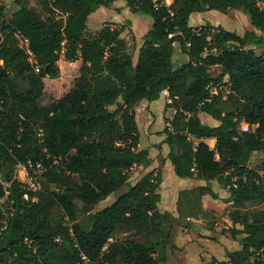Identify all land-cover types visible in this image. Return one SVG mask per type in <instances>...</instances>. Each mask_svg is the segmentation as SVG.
I'll return each mask as SVG.
<instances>
[{
    "label": "trees",
    "instance_id": "16d2710c",
    "mask_svg": "<svg viewBox=\"0 0 264 264\" xmlns=\"http://www.w3.org/2000/svg\"><path fill=\"white\" fill-rule=\"evenodd\" d=\"M36 1L39 9L14 0L8 20L0 2V264L164 259L176 219L157 207L160 171L129 182L134 165L151 161L138 147L135 107L157 99L163 88L175 108L163 129L175 174L216 179L231 201L233 225L224 231L241 247L228 250L226 261L206 264H264V0H171L158 8L149 0H124L132 12L152 18L135 63L121 36L128 21L86 34L90 14L115 0ZM230 8L245 13L253 29L189 24L192 12L226 14ZM174 42L188 56L176 68ZM64 44L70 61L80 59V74L63 96L41 104L44 78L58 76ZM212 65L221 67L217 76L208 72ZM200 111L219 124H203ZM241 120L248 130H241ZM209 137L216 139L214 148L204 141ZM254 151L263 157L251 167ZM17 163L25 164L33 186L16 177ZM118 191L88 213L87 224L77 221L79 202L96 206ZM193 191L198 199L200 189ZM251 203L263 205L257 216L240 212Z\"/></svg>",
    "mask_w": 264,
    "mask_h": 264
},
{
    "label": "crops",
    "instance_id": "0c3cea01",
    "mask_svg": "<svg viewBox=\"0 0 264 264\" xmlns=\"http://www.w3.org/2000/svg\"><path fill=\"white\" fill-rule=\"evenodd\" d=\"M170 2L171 0H168V4ZM208 11L190 13L189 24L196 26L209 21L213 25H219L206 18ZM97 12L98 14L101 12L105 14L100 18L99 28L106 21L117 25L128 21L125 27L126 29H130L131 40L126 36L125 31L121 33V36L127 40L128 44H130V41H136L132 61L135 58L137 59L138 51L142 44V37L150 28L146 26L141 30L139 27L141 20H144L147 25L149 24L145 17L146 15L132 12L124 0H115L109 7H98L90 14L88 20L91 16L93 18ZM180 59H182V56ZM135 62L133 61V63ZM211 68L218 69V73L216 75L213 74ZM208 72L211 76H217L221 72V67L219 65L209 66ZM226 79L227 76H224V80ZM135 110L136 120L139 125L142 123L143 137L145 138L144 143H142V136L140 134L141 138L138 147L140 149H147L151 161L148 165H134L130 170L129 182L134 184L144 174L150 171L154 173L160 171V183L157 188L160 197L157 202V207L159 211H167L176 219L173 222L174 229L172 228L169 238L170 242L164 252V259L159 264H205L212 257L218 261H226V249L240 248L238 241L234 240L228 231L220 230L216 226V222H213L215 221L214 216L221 215L219 213L221 207L226 206V204H231V201L227 200L229 195L227 188L216 179L206 181L205 179L197 177L195 173L192 176L185 177H180L175 174L174 166L167 157L169 147L164 142L166 134L163 132L165 127H169L166 119L173 117L175 108L171 103L166 102L165 96L160 95L155 100L143 99L135 107ZM198 116L203 124L210 126H217L219 124L216 118L204 111L198 112ZM139 119L141 123H139ZM204 141L210 148H214L215 138H205ZM215 156L216 158L218 157L217 154ZM196 188L200 189L198 199L196 197L197 192H192ZM210 191L215 194L214 197L211 196ZM115 193L108 195L111 201L119 194L116 195ZM225 221L230 222L232 226L229 216L225 218ZM213 223L214 226L211 227Z\"/></svg>",
    "mask_w": 264,
    "mask_h": 264
},
{
    "label": "rangeland",
    "instance_id": "374dc122",
    "mask_svg": "<svg viewBox=\"0 0 264 264\" xmlns=\"http://www.w3.org/2000/svg\"><path fill=\"white\" fill-rule=\"evenodd\" d=\"M0 2L3 3L5 6L3 20H8L10 17L11 11L15 9L14 0H0ZM167 2H168V0H167ZM28 4L30 6H33L36 9H39V6L37 5L36 0H28ZM104 15H105L104 12H101L99 14L97 12L93 18H92V16H91V18H89V20L87 21L86 34L92 35L98 30V28L100 26V18ZM145 17L147 18L149 24L147 25L144 20H141L140 24H139V27L141 28V30H143L146 26H148V28H149L152 24L151 16L146 15ZM206 18L213 21V22L218 23L219 26H221L224 29L234 30L237 33H243L245 30L253 29V27L251 26V24L249 22L248 16L245 13H243L239 8H230L226 14L221 13L217 10H209L208 14H206ZM104 23H108V21H106ZM124 23H125V21H124ZM0 26H1V24H0ZM123 31H125L126 36H128L129 40H131L130 29H128V28L126 29V27H125ZM128 46H129V49L133 55L134 49L136 48V41L135 40H133L132 42L130 41V44H128ZM173 47H174V49H173V54H172V65H173V67H178L179 65L182 64V62H185L188 60V56L180 51V48H179L177 43H174ZM255 51H256V53H260L261 49L255 48ZM180 55L182 56V59H180V57H181ZM135 59L133 60L134 62H135ZM57 64L59 67L58 76L54 77V78H49V77L44 78V92L40 98L41 104H47V103L51 102L52 100L58 99L61 96H63L70 89V87L74 84L76 78L80 74L79 67H80L81 61H80V59L73 60V61L69 60L68 55H67V48H66L65 44L63 45L62 51L60 52V57L57 61ZM211 71L215 75L218 73V69H215V68H211ZM221 89H222L223 95H225L226 94V87H222ZM140 119H139V123H141ZM137 124H138V121H137ZM138 129H139L140 134L142 136V138L140 137L141 142L144 143L145 138L143 137L142 123L140 125L138 124ZM262 157H263V152H261V151L252 152V154L248 160V165L251 167H255L258 163H260V161L262 160ZM130 173H131V171H130ZM15 175L20 180H22V181H24L30 185L32 184V180L29 176H27V173L23 172L22 170L17 169V167L15 168ZM118 193L119 192H116L115 194L117 195ZM110 201H111V199L108 198V196H107L103 200H101L96 206H92V208H90L88 210H85L86 205H83L82 203L79 202L78 205H79V208L81 211H79V213H78L77 221H79L83 224H87L88 223V213L95 210L96 208H101V207L107 205ZM262 207H263L262 204L251 203L246 208H241L240 212L241 213L246 212L250 217H254V216H257L259 214ZM256 209H259V210H257V212H256ZM221 211L219 212V213H221L220 216H214L215 221H213V222H216V226L219 227L220 230L221 229L225 230L227 226L231 227L230 222L225 221V218L228 217L230 214V211H232L231 204H226V206H224V207L222 206ZM212 226H214V223L211 225V227ZM235 226L241 227V225L239 223H236ZM173 229H174V225H173ZM122 235H123V233H117L115 237H122ZM238 244L241 247V243L239 241H238ZM228 250H231V248L226 249V251H228ZM212 258H214V257H212ZM212 258H211V260H212ZM211 260H209V261H211Z\"/></svg>",
    "mask_w": 264,
    "mask_h": 264
},
{
    "label": "built area",
    "instance_id": "2783aa9c",
    "mask_svg": "<svg viewBox=\"0 0 264 264\" xmlns=\"http://www.w3.org/2000/svg\"><path fill=\"white\" fill-rule=\"evenodd\" d=\"M149 1H150L151 5L154 8H158V7H160L163 4L168 5L167 0H149ZM18 38H19V41H20V46L21 47H24L28 51V48H27V45H28L27 38L21 37L20 35L18 36ZM160 95L165 96V99H166V102L167 103H171L172 102L173 97L171 95H169V92H168V89L167 88L161 89ZM240 128H241V130L246 131V130H248V124L245 123L243 120H241L240 121ZM16 167H17V169L22 170L23 172H26L27 173L25 164H23V163H17L16 164ZM35 167H36V169L41 170V167L42 166H41L40 163H36ZM191 170L193 172H195V169H194L193 166L191 167ZM30 186H33V183ZM82 258L85 259V256L82 255ZM83 264H86V263H83Z\"/></svg>",
    "mask_w": 264,
    "mask_h": 264
},
{
    "label": "water",
    "instance_id": "95a60500",
    "mask_svg": "<svg viewBox=\"0 0 264 264\" xmlns=\"http://www.w3.org/2000/svg\"><path fill=\"white\" fill-rule=\"evenodd\" d=\"M4 179V177L3 176H0V180H3ZM90 208H92V206H86L85 207V210H88V209H90Z\"/></svg>",
    "mask_w": 264,
    "mask_h": 264
}]
</instances>
